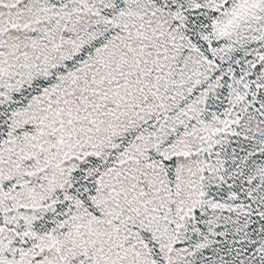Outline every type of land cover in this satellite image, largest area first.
I'll return each mask as SVG.
<instances>
[{
	"label": "snow or ice",
	"instance_id": "obj_1",
	"mask_svg": "<svg viewBox=\"0 0 264 264\" xmlns=\"http://www.w3.org/2000/svg\"><path fill=\"white\" fill-rule=\"evenodd\" d=\"M0 264H264V0H0Z\"/></svg>",
	"mask_w": 264,
	"mask_h": 264
}]
</instances>
